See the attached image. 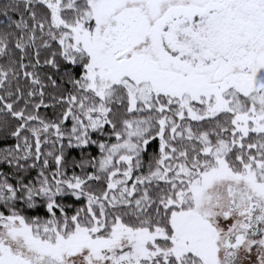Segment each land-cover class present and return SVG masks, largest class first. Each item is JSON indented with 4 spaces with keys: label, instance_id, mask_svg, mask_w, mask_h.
I'll return each instance as SVG.
<instances>
[{
    "label": "snow or ice",
    "instance_id": "1",
    "mask_svg": "<svg viewBox=\"0 0 264 264\" xmlns=\"http://www.w3.org/2000/svg\"><path fill=\"white\" fill-rule=\"evenodd\" d=\"M0 264H264V0H0Z\"/></svg>",
    "mask_w": 264,
    "mask_h": 264
}]
</instances>
